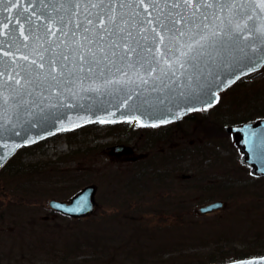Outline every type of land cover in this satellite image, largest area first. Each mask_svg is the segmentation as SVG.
Instances as JSON below:
<instances>
[{
	"label": "rangeland",
	"instance_id": "374dc122",
	"mask_svg": "<svg viewBox=\"0 0 264 264\" xmlns=\"http://www.w3.org/2000/svg\"><path fill=\"white\" fill-rule=\"evenodd\" d=\"M241 85L158 129L92 122L19 146L0 166V264H211L262 255L264 175L251 173L224 128L264 118V65ZM122 181L142 185L141 193L129 197ZM87 185L95 187L91 214L49 208ZM153 197L176 205L159 212L165 207ZM214 200L225 206L202 213Z\"/></svg>",
	"mask_w": 264,
	"mask_h": 264
},
{
	"label": "snow or ice",
	"instance_id": "6c2138e0",
	"mask_svg": "<svg viewBox=\"0 0 264 264\" xmlns=\"http://www.w3.org/2000/svg\"><path fill=\"white\" fill-rule=\"evenodd\" d=\"M11 9L0 23V118L9 122L53 99L72 107L59 97L85 83L203 99L225 68L264 55V0H21ZM239 76L225 74L217 89Z\"/></svg>",
	"mask_w": 264,
	"mask_h": 264
},
{
	"label": "water",
	"instance_id": "95a60500",
	"mask_svg": "<svg viewBox=\"0 0 264 264\" xmlns=\"http://www.w3.org/2000/svg\"><path fill=\"white\" fill-rule=\"evenodd\" d=\"M20 2L21 0H0V23L5 21V17L15 16V9L6 11L5 4ZM12 23H15V19ZM9 28L11 29V25ZM0 31H3L2 27ZM256 60L255 66L247 69L244 65H240L239 69L225 68L221 77L210 84V87L214 89L213 94L203 99H185L181 96L173 98L162 86L153 90L144 85H139V87L126 85L121 91L113 86L105 89L97 82L91 87L100 88L99 92L86 91L89 84L85 83L83 86H76L74 91L77 94L72 95L65 92L64 96L59 97L66 103L67 100H71L72 107L60 105L56 99H53L45 102L43 111L41 108H36L33 112L19 115L10 112L8 114L11 117L10 122L0 118V166L19 146L34 144L59 131L73 130L92 122L114 123L123 120H135L144 125H158L161 122L177 120L195 109H204L208 106L207 101L210 100L211 105L214 104L218 93L233 82L229 80L223 83L221 89H217V85L221 84L225 74L233 71H239L240 76L246 75L245 71L249 74L264 64V55H257ZM208 79L211 81L212 78L209 76ZM52 104L56 106L52 107ZM225 131L233 136L236 146L243 155V162L252 166L251 173L256 176L264 175V118L231 125L225 127ZM114 149L118 151V147ZM94 194V185H87L76 192L69 201L49 200L48 205L64 216L83 218L94 211L96 205ZM221 207V202L217 201L200 210L202 213H207ZM220 264H264V255Z\"/></svg>",
	"mask_w": 264,
	"mask_h": 264
},
{
	"label": "bare ground",
	"instance_id": "6f19581e",
	"mask_svg": "<svg viewBox=\"0 0 264 264\" xmlns=\"http://www.w3.org/2000/svg\"><path fill=\"white\" fill-rule=\"evenodd\" d=\"M262 65H264V64H262ZM262 65L260 66V68L262 67ZM260 68H258L257 70H252L249 74H246V75H244V76H240L237 80H235L234 82H231L230 84H229V86H227V88H225L224 90H222L221 92H219V93H222L223 91L225 92L227 89H229V88H232V87H236V86H242L241 84H243V82L244 81H246V79L247 78H251V77H253V76H255L256 75V73L260 70ZM218 93V94H219ZM181 117H184V115L183 116H181ZM181 117L179 118V119H181ZM179 119H177V120H179ZM259 119H261V118H259ZM173 121H176V120H173ZM169 122H171V121H169ZM99 123H101V122H99ZM103 123V122H102ZM137 124L139 123L138 121L136 122ZM168 123V122H167ZM163 124H165V123H158V125H156V126H153V125H151V126H144V127H146V128H150V129H158V128H160V125H163ZM142 126V124H139V127H141ZM142 128V127H141ZM224 130H225V128H224ZM229 135L231 136V138H232V142H233V144H234V146H236V143H235V141H234V139H233V136L229 133ZM28 146V145H27ZM114 148H116V147H114ZM236 148H238V147H236ZM118 150H120V147H118ZM126 151L128 152V153H130L129 151V148H127L126 149ZM14 152H16V150L14 151ZM141 156L142 155H138V156H135V159H139V158H141ZM209 157H207V159H208ZM247 167H249L250 169H252V166L251 165H249V164H245ZM261 176V175H260ZM135 183V182H134ZM133 182H130V181H128V182H121V183H119V187L120 188H122L124 191H126V193H128L127 195L129 196V197H135L137 194H139L140 192V190H138V188H139V186L137 185V184H134ZM221 202V204H222V207H224L225 206V203L223 202V201H220ZM49 206V205H48ZM50 208V207H49ZM54 211V210H53ZM264 254V253H263ZM237 259H241V258H236V259H231V260H226V261H223V262H217V263H211V264H220V263H227V262H231V261H235V260H237Z\"/></svg>",
	"mask_w": 264,
	"mask_h": 264
},
{
	"label": "flooded vegetation",
	"instance_id": "af4514ba",
	"mask_svg": "<svg viewBox=\"0 0 264 264\" xmlns=\"http://www.w3.org/2000/svg\"><path fill=\"white\" fill-rule=\"evenodd\" d=\"M141 127H144V126H141ZM149 127V126H148ZM124 153H126V154H128V152L125 150L124 151ZM140 187L142 186V185H139ZM139 190V189H138ZM140 193H141V191H139ZM185 196H186V194L185 193H183ZM145 196H146V194H145ZM186 198V197H185ZM153 199V201H154V205L155 206H159L158 208H160V206H163V207H165V209H159L158 211L159 212H163L164 210H167L168 208H169V206H175L176 204H175V202H170V203H165V202H161L160 200H157L155 197H153L152 198ZM217 201H219L220 202V200H214L213 202H217ZM162 208V207H161ZM221 209H222V207H221ZM161 217H164L165 215H160Z\"/></svg>",
	"mask_w": 264,
	"mask_h": 264
}]
</instances>
